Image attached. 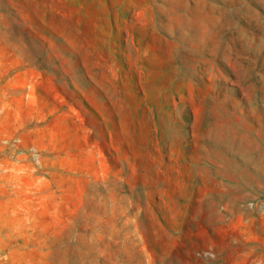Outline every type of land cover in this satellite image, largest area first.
Segmentation results:
<instances>
[{
    "label": "rangeland",
    "instance_id": "obj_1",
    "mask_svg": "<svg viewBox=\"0 0 264 264\" xmlns=\"http://www.w3.org/2000/svg\"><path fill=\"white\" fill-rule=\"evenodd\" d=\"M0 264H264V0H0Z\"/></svg>",
    "mask_w": 264,
    "mask_h": 264
}]
</instances>
